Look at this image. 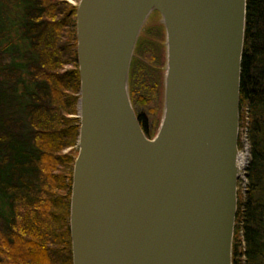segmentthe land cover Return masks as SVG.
Returning a JSON list of instances; mask_svg holds the SVG:
<instances>
[{
    "label": "water",
    "instance_id": "obj_1",
    "mask_svg": "<svg viewBox=\"0 0 264 264\" xmlns=\"http://www.w3.org/2000/svg\"><path fill=\"white\" fill-rule=\"evenodd\" d=\"M165 33L151 139L129 98L139 33ZM72 264H232L246 0H79Z\"/></svg>",
    "mask_w": 264,
    "mask_h": 264
},
{
    "label": "trees",
    "instance_id": "obj_2",
    "mask_svg": "<svg viewBox=\"0 0 264 264\" xmlns=\"http://www.w3.org/2000/svg\"><path fill=\"white\" fill-rule=\"evenodd\" d=\"M75 17L76 5L66 0H0V264H72L69 206L79 129ZM146 118L138 114L151 139ZM239 122L249 162L232 264H264V0H246ZM67 148L72 150L64 154ZM56 215L61 227L53 229Z\"/></svg>",
    "mask_w": 264,
    "mask_h": 264
},
{
    "label": "rangeland",
    "instance_id": "obj_3",
    "mask_svg": "<svg viewBox=\"0 0 264 264\" xmlns=\"http://www.w3.org/2000/svg\"><path fill=\"white\" fill-rule=\"evenodd\" d=\"M66 1L72 5H76L77 8L78 3H74L73 0ZM164 42V28L160 22L159 14L155 13V16L148 17L139 33L129 67L128 87L130 102L132 108L134 109V112H136L137 114L143 113L147 116V132L148 136H150L151 138L155 136L158 130L162 114L163 77L165 69ZM69 67L70 66H65L63 67V69L68 70ZM76 107L78 113V101ZM74 117H77L79 121V113ZM74 117L72 115H69L68 118ZM154 125H156L155 129H153ZM241 130V126L239 125V134ZM77 141L74 147V150L76 152L78 148ZM238 149H241V143L239 139ZM71 150L72 148H67L63 151V153L66 154ZM244 158H246V165L241 170V174L243 173V170H245L247 163L249 162V152L247 154V157ZM243 178L244 176L242 175V177L238 179L237 182L238 201L244 193V185H246L245 178L244 180ZM58 205L61 206V204ZM57 216L60 215H56L55 218L50 222V228L58 229V226L61 227L60 220L59 222H57ZM50 232L52 231L50 230ZM49 244L52 245L54 243L49 242ZM54 246L58 247V245L56 244H54Z\"/></svg>",
    "mask_w": 264,
    "mask_h": 264
},
{
    "label": "built area",
    "instance_id": "obj_4",
    "mask_svg": "<svg viewBox=\"0 0 264 264\" xmlns=\"http://www.w3.org/2000/svg\"><path fill=\"white\" fill-rule=\"evenodd\" d=\"M241 129L242 130H241V132L239 134V140H240V143H241V149H240L239 155L242 154L241 156L247 157V154L249 152V143H248V140H247L246 128L244 126H242ZM243 168L244 167H242V169ZM242 175H241V177H242ZM243 180H244V178H243Z\"/></svg>",
    "mask_w": 264,
    "mask_h": 264
},
{
    "label": "bare ground",
    "instance_id": "obj_5",
    "mask_svg": "<svg viewBox=\"0 0 264 264\" xmlns=\"http://www.w3.org/2000/svg\"><path fill=\"white\" fill-rule=\"evenodd\" d=\"M245 165H246V158H244L243 156L239 155L238 156V166H239V168L242 169V167H244Z\"/></svg>",
    "mask_w": 264,
    "mask_h": 264
},
{
    "label": "flooded vegetation",
    "instance_id": "obj_6",
    "mask_svg": "<svg viewBox=\"0 0 264 264\" xmlns=\"http://www.w3.org/2000/svg\"><path fill=\"white\" fill-rule=\"evenodd\" d=\"M150 16H155V12L154 13H152ZM135 114H136V116H137V118H138V114L135 112ZM138 122H139V124H140V126H141V128H142V122L140 123V121L138 120ZM143 130V129H142ZM144 132V131H143ZM144 134H145V132H144ZM146 135V134H145Z\"/></svg>",
    "mask_w": 264,
    "mask_h": 264
}]
</instances>
